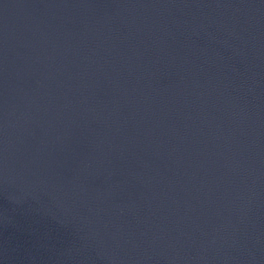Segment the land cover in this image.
<instances>
[{
	"label": "water",
	"instance_id": "95a60500",
	"mask_svg": "<svg viewBox=\"0 0 264 264\" xmlns=\"http://www.w3.org/2000/svg\"><path fill=\"white\" fill-rule=\"evenodd\" d=\"M0 264H264V0H0Z\"/></svg>",
	"mask_w": 264,
	"mask_h": 264
}]
</instances>
